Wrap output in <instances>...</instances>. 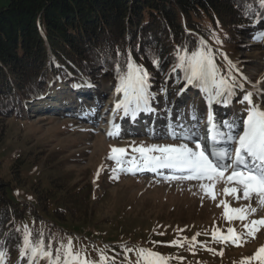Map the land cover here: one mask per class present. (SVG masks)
<instances>
[{"label":"rangeland","instance_id":"rangeland-1","mask_svg":"<svg viewBox=\"0 0 264 264\" xmlns=\"http://www.w3.org/2000/svg\"><path fill=\"white\" fill-rule=\"evenodd\" d=\"M7 3L8 0H0V6ZM261 29L256 41L244 36L238 38L237 43L251 47L238 50L232 46L233 51L227 53L243 75L241 84L244 85L228 97L227 105L215 102L209 105L207 95L198 86L187 84L183 69L177 77H166L158 90H154V98L150 100L154 110L139 113L136 120H132L125 117L122 110H113L116 101L122 98V93L117 92V77L105 74L96 81L72 77L73 82L69 84L65 79L62 85L66 88L57 93L55 86L59 87L63 79L54 80L50 76L49 90H56L57 95L45 102L39 99L35 104H26L19 117L0 123V159L5 172L16 158H24L21 168L27 183L40 177L43 180L60 177L68 186L88 192L89 222L81 223L84 230L76 227L73 238L71 234L70 237L61 235L56 242L59 246L66 245L70 239L72 252L79 253L80 259L85 260L93 250L92 245L99 249L104 243H116L115 249L124 254V259L113 264H137V248L161 254L168 258L166 264H242L244 258L253 256L264 246V227L254 238L249 237L243 227L244 223L264 217V208L259 207L255 198L246 201L226 195L222 181L166 179L179 175L168 169L124 172L114 160L108 159L112 146L126 148L127 159L133 156L138 159L139 153L133 151L134 147L179 144L180 140L168 136L170 130L180 133L192 130L207 139L209 112L217 125L234 116H246L247 106L239 101L247 91L253 92L254 102L260 105L264 96V35H261L264 24ZM201 40L206 47L204 51L210 50L213 60H218L215 50ZM109 131L118 135L109 137ZM217 146L227 147L223 143ZM113 169H117L118 178H114ZM201 183L211 189L214 199L201 189ZM239 195L242 196V192ZM222 200L234 208L251 203L257 211L244 222L227 221L220 205ZM228 228L242 234V245L213 240L215 230H219L218 235H227ZM181 229L183 231H179ZM197 233L200 235L196 236V242L189 243ZM88 236L94 239L92 245L87 244ZM173 240H180L182 246H171Z\"/></svg>","mask_w":264,"mask_h":264},{"label":"trees","instance_id":"trees-1","mask_svg":"<svg viewBox=\"0 0 264 264\" xmlns=\"http://www.w3.org/2000/svg\"><path fill=\"white\" fill-rule=\"evenodd\" d=\"M263 24L259 0H8L0 6V123L19 117L24 105L35 104L47 93L50 76L69 83L72 77L118 78L125 74L129 57L148 71L149 90L155 94L166 77H177L183 70L175 68L178 53L206 49L201 39L217 54L218 75L241 84L243 75L228 54L232 46L251 47L237 43L238 38L258 40ZM24 162L16 158L5 172L0 159L4 264H28V257L20 254L25 226L33 241L42 237L55 250L61 235L73 238L76 227L84 230L81 223L91 218L87 191L68 186L60 177L27 183ZM92 240L88 236L87 244ZM116 245H92L84 259L100 264L103 254L105 264L122 262L124 254Z\"/></svg>","mask_w":264,"mask_h":264},{"label":"snow or ice","instance_id":"snow-or-ice-1","mask_svg":"<svg viewBox=\"0 0 264 264\" xmlns=\"http://www.w3.org/2000/svg\"><path fill=\"white\" fill-rule=\"evenodd\" d=\"M259 5L264 8V0H259ZM200 43L204 47V42ZM177 59L178 63L175 68L185 70L187 84L198 86L207 95L209 105L214 102L227 105L230 103L228 97L234 94V88H244L243 84H236L235 81L229 83L228 79L218 75L210 50L198 49L190 55L187 52L183 55L178 53ZM152 63L154 66H159L156 59H153ZM126 68L125 74L118 76L117 92L122 93V98L116 101L113 110H122L125 117L136 120L139 113L154 110L150 104V100L154 97L149 90L148 71L142 65H135L131 57L127 61ZM261 99L262 103L257 105L253 100V92H245L239 102L246 104V116H234L232 120H223L219 125L214 122L213 115L209 112L207 139H204L201 133L192 130L184 133L170 130L168 136L180 140L179 144H151L147 147L143 145L134 147L133 151L139 153L138 159L135 156L127 159L126 148L112 146L108 159L114 160L121 171L133 174L144 170L157 172L160 169H168L179 175L169 176L166 179L200 181L207 179L214 183L222 181L225 184L223 191L226 195L231 194L237 200L246 201L255 198L259 207L264 208V96ZM107 135L113 137L118 133L114 134L113 131H109ZM220 143L226 144L227 147H218ZM232 145L235 146L234 149ZM125 164L130 167H122ZM116 171L117 169H113L114 178H118L115 175ZM226 173L228 174L225 175ZM97 175H99V170ZM200 187L211 198H215L206 184L201 183ZM241 192L242 196L239 195ZM220 205H223V216L227 221L236 219L244 222L248 215L257 211L251 203L234 208L222 200ZM243 227L247 235L254 238L260 228L264 227V217L244 223ZM218 232V229L213 232L214 241L230 242L237 246L244 242L242 234L235 233L232 228L227 229V235H218ZM160 234L163 235V233ZM198 235L200 234L194 235L188 242H196ZM184 240L187 241V238ZM170 245L182 246V242L173 240ZM207 250L213 251L212 249ZM127 251L131 252L133 249H127ZM136 252L139 257L137 264H140V261H143V264H166L168 259L149 249L137 248ZM20 254L22 257H28V264H38L39 260L46 261V264H89L80 259L79 253L72 252L70 239L66 245L62 244L60 248L53 250L50 243L45 245L42 237L33 241L27 226L24 229ZM219 254L222 255V251ZM4 256L5 253L0 251V264H4ZM106 260L107 257L101 254L100 264H105ZM252 262L264 264V246L258 248L253 256L244 258L242 264H252Z\"/></svg>","mask_w":264,"mask_h":264},{"label":"bare ground","instance_id":"bare-ground-1","mask_svg":"<svg viewBox=\"0 0 264 264\" xmlns=\"http://www.w3.org/2000/svg\"><path fill=\"white\" fill-rule=\"evenodd\" d=\"M206 135H208V134H206Z\"/></svg>","mask_w":264,"mask_h":264}]
</instances>
